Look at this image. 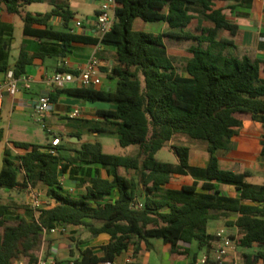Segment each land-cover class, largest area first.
Instances as JSON below:
<instances>
[{"label": "trees", "instance_id": "trees-1", "mask_svg": "<svg viewBox=\"0 0 264 264\" xmlns=\"http://www.w3.org/2000/svg\"><path fill=\"white\" fill-rule=\"evenodd\" d=\"M45 1L0 0V7L22 18L25 36L66 47L75 42L96 45L100 42L98 38L70 31L74 13L69 0H52L53 10L45 14L26 12L29 5ZM217 1H234L248 9L253 3V0H117L113 28L102 40L104 47L115 48L116 64L108 77L118 80L116 89H59L50 94V99L56 101L59 93L65 92L89 102L116 104L114 110H99L100 120L86 121V125L92 132L117 135L121 147L137 146L138 153L108 154L99 141L84 142L68 157L62 155L66 151L62 144L56 148V155L46 151L48 144L15 142L16 148L26 152L14 157L7 148L0 171V189L11 192L42 186L54 204L39 211L25 206L29 218H22L15 215L17 204L4 203L0 198V264H15L22 258L35 264L38 261L35 252L41 249L44 230L60 224L85 227L93 236H109L102 256L87 248L81 251V260L75 259L77 264L113 263L130 244L148 239L161 240L174 253L190 258V264H195L196 254L181 243L197 242L199 249L208 254L215 241L214 235L208 233V224L224 216L236 217L227 225L239 229V246L259 249L245 254L244 264L264 261V183L250 182L249 171L223 168L218 156L219 152L232 149V140L245 123L243 115L264 124V60L235 53L239 49L240 26L222 8H216ZM195 8H199L197 13L192 11ZM54 16L63 18V30L50 26ZM139 19L167 23L168 30L162 33L136 30L134 25ZM10 31L13 33L12 26ZM4 43L0 41V76L10 70L17 78L25 75L39 54L32 55L22 46L11 66L10 46L5 49ZM184 46L191 57L180 68L169 52ZM1 121L0 116V143L5 136ZM177 136L205 143L208 164L193 166L191 149L183 145L171 146L177 163L159 160L157 154ZM262 146L264 159V139ZM83 166H100L109 178L97 174L85 187L81 181L80 192L74 195L65 189L60 177L69 170L73 177ZM176 175L191 176L194 183L171 189L168 185ZM219 184L233 186L236 195L223 194ZM205 264L214 262L207 259Z\"/></svg>", "mask_w": 264, "mask_h": 264}, {"label": "crops", "instance_id": "crops-1", "mask_svg": "<svg viewBox=\"0 0 264 264\" xmlns=\"http://www.w3.org/2000/svg\"><path fill=\"white\" fill-rule=\"evenodd\" d=\"M52 0H46L45 2L51 5ZM80 7L83 10L91 9L92 13L86 18H76L75 11L72 9V0H69L71 10L74 13V19L70 22V30L73 29L76 25L77 21H82V26L77 29L76 34L83 35L87 38L97 39L98 38V31L96 25L97 14L99 8L101 6L102 0H79ZM230 2L231 6L236 5L238 3L234 1H217L216 8H222L219 6V3ZM30 6V5H29ZM26 12L31 13L28 9ZM242 6H238L239 8ZM224 13L226 14V10ZM52 9L49 11L51 12ZM48 13V12H47ZM36 14H45L42 12L32 13ZM247 14V15H244ZM227 15V14H226ZM228 16V15H227ZM240 18L232 20L239 24L240 32L237 39V44H241L244 46H254L257 50L256 57L264 60V0H253L252 7L250 9L245 8V11L239 15ZM20 20L23 23L24 29V22L21 17L14 16L8 14L4 6L0 7V41L4 40L5 42H12L14 33H11L10 27L12 26L13 32L15 29V25L17 21ZM138 21V20H137ZM135 22L134 28L137 29V23ZM165 25V28L162 32L168 30V24L161 22ZM2 24L5 25V28L2 27ZM50 26L56 30H63L64 29V21L62 17L54 16L50 20ZM142 31V30H141ZM147 32V31H146ZM156 32V33H162ZM155 33V32H151ZM17 42V41H16ZM5 44V43H4ZM22 46H25L27 50L32 54H39V56L33 59L31 65L27 68L26 75L32 77V82L29 84V87L23 81L19 82V89L20 92L17 96H11L7 91L4 92L3 97L0 98V110H1V118L3 119L6 117L8 119L7 131L4 129V126L1 127L4 130V140L0 143L1 150H0V171L3 168V159L4 153L7 148L10 149L12 157L17 155L25 154V150L16 148L14 143L15 142H23V143H31L30 141H26L29 139H12L11 135L13 134V127H14V118L16 115L19 116H27L26 110H32V116L35 117V113L39 121V117L36 112V106L43 95L50 96V94H56L59 89L53 87L49 82L48 78L52 76V74L58 70H64L68 72L77 73L80 68L85 66V64L89 61L93 54L97 53V56L100 58L102 62L101 67V85L97 87L98 90H105L104 83L102 76H108L112 67L116 64L114 62V54L115 48L110 47H102L100 51H97V45L94 43H71L68 47L61 43H56L51 40H38L35 37L23 36L21 38L20 44H18V54L17 58L14 59V62L11 63L10 61V54H9V64L14 66L16 63L20 50ZM7 48V47H6ZM11 49V45H10ZM10 51V50H9ZM264 78V73L262 74ZM5 79V74L0 76V83ZM111 79V78H110ZM114 84L116 82L115 87H110L109 90L114 91L117 87L118 80L116 78H112ZM70 88H81L78 83L70 84L67 86L66 89ZM116 104L114 103H107V102H89L84 99H80L77 97L70 96L65 92L59 93L56 101H53L50 107V110L43 116V125H46L44 130L48 136V142L50 141V137L59 136L62 140V145L66 147V151H63L65 156L68 153L75 154V150H78L84 142H96L100 141L97 137L100 133L92 132L89 127L86 125V121L88 122H95L100 120L98 116L99 110H114L116 109ZM79 111L80 114L76 118H70V114L74 111ZM36 118V117H35ZM22 119V118H19ZM2 122V121H1ZM248 125V124H247ZM251 131L248 134L241 129H250ZM239 130V134L236 135L232 142L235 139H239L240 143L237 150H234L232 153L234 156L230 158L228 164L223 163V159L218 153L220 164L225 169H231L230 164L233 161L237 160H244L246 158L258 159L261 156V152L263 149L262 140L264 139V124L258 122H251L249 128H245V123L243 128ZM76 134H79L80 137H77ZM78 138V140L76 139ZM119 140V138H118ZM48 144V143H47ZM170 146L173 145H183L188 146L191 149V164L193 166L205 167L209 161V153L207 152V147L200 144H188V143H178L176 139L172 140L169 143ZM137 147V146H132ZM131 148V147H128ZM138 153V147L137 152ZM236 154V155H235ZM135 155H124V156H135ZM225 160V159H224ZM76 166L74 165L71 170H75ZM249 171V170H243ZM241 171V172H243ZM251 172V171H249ZM124 173V172H123ZM99 175L102 178H109L107 171L100 166H83L78 168L76 174L72 177V173L69 170L63 178H70L71 184L69 187H76L74 185H78L81 181L84 182V187L90 185V179L94 178L96 175ZM252 174V172H251ZM133 175V173H131ZM130 175V176H131ZM256 175V174H255ZM253 174L250 179H252ZM73 178V179H72ZM194 183V178L191 176H179L176 175L172 178L170 184L168 185L171 189H180L184 185H192ZM261 184L264 183V180L260 182ZM228 189V192L225 193L222 191L223 194L228 196L236 195L235 188L233 186L222 185ZM42 187V186H41ZM78 187V186H77ZM68 187H65L67 189ZM44 192L46 189L42 187ZM78 189H81L78 187ZM18 195H17V194ZM8 194V202L15 203L16 201H25L27 200V195L21 193L20 190H15L11 192H7ZM23 195V199L21 197ZM6 194H3L5 197ZM114 196L117 197V191H114ZM16 216H20L22 218H29V214L24 208H20L15 212ZM236 217H221L220 219L212 220L208 224V233L214 235V233L226 227L231 232L234 238H237L239 235V229L236 226H228V222L235 221ZM226 224V225H225ZM228 226V227H227ZM80 227L74 229L78 230ZM68 236V235H67ZM67 236H48L47 243L45 246V253L46 255H54L58 261L66 262L68 260L77 259L80 257V253L82 250L87 248H91L93 254L100 257L102 256V248L109 242V236L106 234L100 236H93V239L90 241L81 242L79 245H76L73 242H70L62 237ZM181 245L188 246L192 254H196L195 264H203L202 260L203 257L206 255V250H200L198 247L197 242L192 244H184ZM258 248L254 246L252 248H246L237 246L236 252L226 260L225 264H244V255L255 253L254 248ZM76 251L75 257H72L73 252ZM259 251V249H258ZM257 251V252H258ZM41 249L35 252L37 257L40 256ZM27 259V258H26ZM131 259V261H128ZM191 259L180 257L178 254L174 253L171 250V246L164 244L161 240L158 239H148L145 240H136L135 243L130 244L127 251L123 254L118 256L115 261L111 264H190ZM214 262V261H212ZM105 263V262H101ZM100 264V263H99ZM214 264H219L214 262ZM258 264H264V261H260Z\"/></svg>", "mask_w": 264, "mask_h": 264}, {"label": "rangeland", "instance_id": "rangeland-1", "mask_svg": "<svg viewBox=\"0 0 264 264\" xmlns=\"http://www.w3.org/2000/svg\"><path fill=\"white\" fill-rule=\"evenodd\" d=\"M80 1L79 0H72V9L75 11L76 18H86V16L90 15L92 13L91 9L83 10V8L80 7L79 5ZM222 8L226 10V14L228 15L229 19L235 20L237 18H240L239 15L242 14L245 11L244 7H239L236 9H231V3L230 2H225V3H219ZM52 9L49 3L44 2V3H35L29 6V11L31 13H36V12H42V13H47ZM194 13H197L199 11V8H195V10H192ZM137 29H140L142 31H147V32H162L163 29L165 28V25L161 22L159 23H153V22H144L142 20L137 21ZM14 35H13V40L12 42L8 41L4 44V48L7 47L8 45H11V49L9 51L10 54V61L11 63L14 62V59L17 58L18 54V44H20L21 38L23 36V23L22 21L18 20L15 29H14ZM17 41V42H16ZM239 49L235 51L236 54L241 55L243 53H247L253 58L256 57V48L254 46H244L241 44H238ZM6 49V48H5ZM169 54L173 56L176 59V64L178 67H183L186 63V60L191 57V54L187 51L186 46L181 47V48H173L170 50ZM103 83H104V89L106 91H109L110 87H115L116 82L114 84V81L110 79L108 76L103 75L102 76ZM27 111V116H19L16 115L14 118V127L12 131V139H29L26 141H30L33 144L36 145H41L45 146L48 143V136L46 131L43 128V123L38 122L36 113L35 117L32 116V110H26ZM22 118V119H19ZM242 118L245 120V128H249V125L251 122V117L248 115H243ZM2 126H4V129L7 131V124H8V119L4 117L1 122ZM248 124V125H247ZM252 128L246 129H241L244 133L246 132L248 134L249 131H251ZM52 137H50L51 139ZM100 141L104 143V152L108 154H113V155H135L137 152V147H131V148H123L119 144L118 136L114 134H100L97 137ZM176 141L178 143H188L191 145L194 144H202L204 147L206 146L205 143L199 142V141H193L187 137L183 136H177ZM240 140L237 138L232 142V149L228 151H221L219 152L220 156L223 159L224 164H228V161L230 158H232L233 151L238 149ZM80 149V148H79ZM78 149V150H79ZM1 150V146H0ZM68 153L66 156L64 152H62V155L65 157H68ZM236 155V154H235ZM157 158L159 160L165 161V162H170V163H177L178 162V157L172 151L171 146H167L164 149H162L158 154ZM225 159V160H224ZM230 167L234 171L241 172L243 170H249L252 172L253 177L250 179V182L254 184H261L260 182L264 180V159L260 156L257 160L254 158L251 160V158H246L244 160H237L233 161V163L230 164ZM256 174V175H255ZM62 179V184L64 187H68L67 189L74 195H77L80 192V189H78V185H74L76 187L70 188L69 186L71 184L70 178H63V176L60 177V180ZM78 186V187H77ZM218 187L224 191L225 193L228 192V189L222 185H218ZM39 190L43 191L41 186L37 187ZM72 190V191H71ZM7 192H10L6 189H0V198L4 203H8V194ZM24 195H27V192L21 191ZM45 193V192H44ZM3 194H6L5 197H3ZM17 194V193H16ZM18 195V194H17ZM21 197L23 199V195L21 194ZM15 204L19 208H24L27 206L28 208L32 209L31 206L27 204V200L25 201H16ZM226 225V224H225ZM228 227V226H227ZM63 239H66L70 242L75 243L76 245H79L81 242L85 241H90L93 239V235L90 233V231L85 228V227H80L78 230L75 231H70L69 236L67 237H62ZM254 251L257 252L258 248H254ZM76 252V251H75ZM76 253H73L72 257H75Z\"/></svg>", "mask_w": 264, "mask_h": 264}, {"label": "built area", "instance_id": "built-area-1", "mask_svg": "<svg viewBox=\"0 0 264 264\" xmlns=\"http://www.w3.org/2000/svg\"><path fill=\"white\" fill-rule=\"evenodd\" d=\"M118 7L117 0H102L101 6L99 8L96 25L98 31L99 43L97 44V51H100L103 47L102 40L104 37L112 30L115 19H116V9ZM82 21H77L76 25L70 31L76 34L77 29L82 26ZM102 62L97 56V53L93 54L89 61L79 69L77 73L68 71H56L48 78V82L56 89H66L68 85L78 83L81 88H97L101 85L102 81L100 78ZM32 77L22 75L17 78L12 70L5 74V79L0 86V98L3 97L5 91H7L11 96H17L20 92L19 82L23 81L27 87L32 82ZM52 101L50 96L43 95L39 99L36 112L39 117V121L43 122V116L50 110ZM80 112L74 111L70 114V118L78 117ZM1 116V110H0ZM46 128V125H43ZM62 144L61 138L59 136H52L48 142L49 148L47 152L56 155L58 151L56 150ZM62 181V179L60 180ZM27 192V204L31 206L32 210L39 211L51 207L54 201L46 196V194L39 190L38 188L29 186L26 190ZM72 191V190H71ZM77 226H67L60 224L50 230H44L43 242L41 246V253L38 257V261L35 264H59L58 259L54 255H46L45 246L47 243L48 236H69L70 231H74ZM215 241L208 254L203 257L202 263L205 264L207 259L217 262L219 264H225L235 252L238 246L237 238H234L228 228L223 227L214 233ZM83 257L80 255L79 260ZM128 261H131L129 259ZM15 264H29L28 259L22 258L15 261ZM61 264H77L75 259L62 262ZM100 264H111L109 262Z\"/></svg>", "mask_w": 264, "mask_h": 264}, {"label": "water", "instance_id": "water-1", "mask_svg": "<svg viewBox=\"0 0 264 264\" xmlns=\"http://www.w3.org/2000/svg\"><path fill=\"white\" fill-rule=\"evenodd\" d=\"M6 48V47H5ZM78 140V138H76ZM79 141V140H78Z\"/></svg>", "mask_w": 264, "mask_h": 264}]
</instances>
